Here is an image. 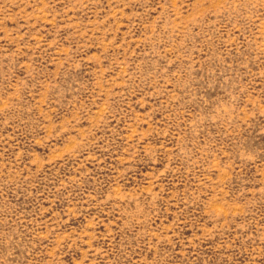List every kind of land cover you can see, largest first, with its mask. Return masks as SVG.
Masks as SVG:
<instances>
[{"label": "rangeland", "instance_id": "1", "mask_svg": "<svg viewBox=\"0 0 264 264\" xmlns=\"http://www.w3.org/2000/svg\"><path fill=\"white\" fill-rule=\"evenodd\" d=\"M0 264H264V0H0Z\"/></svg>", "mask_w": 264, "mask_h": 264}]
</instances>
